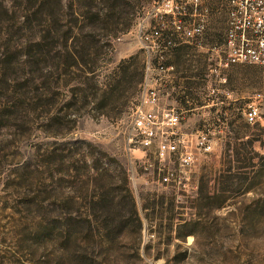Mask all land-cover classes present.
I'll use <instances>...</instances> for the list:
<instances>
[{
  "label": "rangeland",
  "instance_id": "obj_1",
  "mask_svg": "<svg viewBox=\"0 0 264 264\" xmlns=\"http://www.w3.org/2000/svg\"><path fill=\"white\" fill-rule=\"evenodd\" d=\"M157 1L0 0V264H264V65H226L224 8L142 44ZM146 81L213 143L174 185L128 147Z\"/></svg>",
  "mask_w": 264,
  "mask_h": 264
},
{
  "label": "built area",
  "instance_id": "obj_2",
  "mask_svg": "<svg viewBox=\"0 0 264 264\" xmlns=\"http://www.w3.org/2000/svg\"><path fill=\"white\" fill-rule=\"evenodd\" d=\"M223 8L226 65H264V0H158L150 17L136 27L134 36L161 55L173 48L175 40L197 45L204 40L212 16ZM146 82L130 124L128 147L151 150L160 163V181L174 185L182 179L180 174H186L197 162L200 153L213 150V143L202 132H182L177 109L161 107L159 91ZM230 110L221 108L222 126L227 125ZM260 116L254 103L244 111V119L250 125L256 124Z\"/></svg>",
  "mask_w": 264,
  "mask_h": 264
}]
</instances>
